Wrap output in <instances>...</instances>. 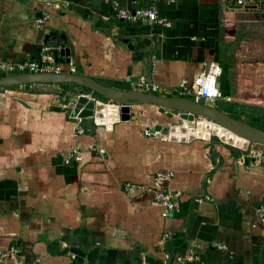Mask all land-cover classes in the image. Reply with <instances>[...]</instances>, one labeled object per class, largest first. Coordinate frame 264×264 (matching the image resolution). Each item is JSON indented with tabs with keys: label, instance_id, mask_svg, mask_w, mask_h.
Listing matches in <instances>:
<instances>
[{
	"label": "crops",
	"instance_id": "obj_1",
	"mask_svg": "<svg viewBox=\"0 0 264 264\" xmlns=\"http://www.w3.org/2000/svg\"><path fill=\"white\" fill-rule=\"evenodd\" d=\"M230 1L159 0L167 27L119 19L114 3L133 8V0H0V63L40 59L51 31L67 33L71 55L54 45L47 54L96 79L177 86L217 62L228 103L247 104L264 124V77L253 70L264 67V53H252L243 20L234 22L242 7ZM145 37L152 57L134 60L123 39ZM59 87L60 99L72 98L73 86ZM21 89L0 91V252L17 245L31 264H172L195 250L192 264H264V146L235 153L216 136L170 139L181 113L148 103L99 125L78 118L74 101L51 107ZM159 171L174 174L168 187L178 205L167 218L146 189ZM125 182L145 188L129 192Z\"/></svg>",
	"mask_w": 264,
	"mask_h": 264
},
{
	"label": "water",
	"instance_id": "obj_2",
	"mask_svg": "<svg viewBox=\"0 0 264 264\" xmlns=\"http://www.w3.org/2000/svg\"><path fill=\"white\" fill-rule=\"evenodd\" d=\"M237 7L242 6L237 5ZM68 41L65 31H51L44 39L46 45L59 47L61 57L71 55ZM123 42L133 51L134 60H141L145 54L151 59L154 50L152 37H145L141 42L124 38ZM55 56L59 61L58 52ZM37 83H72L86 88L75 102L74 114L79 118H94L99 125L112 126L116 122L128 119L132 105L148 103L181 113V124L172 126L170 139L190 141L199 137L210 141L216 136L220 142L246 152L252 150L255 144L264 145V129L236 118L218 106L198 101L193 97L121 89L106 85L88 74L77 72H21L0 76V88ZM94 93L98 95L94 96ZM92 95L94 97H91ZM125 113L127 118L124 117ZM184 113H189L192 117L184 119Z\"/></svg>",
	"mask_w": 264,
	"mask_h": 264
},
{
	"label": "built area",
	"instance_id": "obj_3",
	"mask_svg": "<svg viewBox=\"0 0 264 264\" xmlns=\"http://www.w3.org/2000/svg\"><path fill=\"white\" fill-rule=\"evenodd\" d=\"M159 0H133V8H125L120 6L117 2L114 3L115 15L128 22L148 21L149 23H159L167 27L172 26V22L159 16L157 2ZM237 5L242 8L259 9L264 12V0H235ZM145 3L146 5H140ZM39 23H43V19H38ZM53 47L44 45L42 49V56L40 59L24 60L20 62H9L7 64L0 63V69L6 71L7 74L21 73V72H75L73 61L69 60L66 64L56 60L55 56L47 53ZM68 65V67H67ZM222 74V67L217 62H210L207 69L194 78L192 82L184 80L177 86H164L152 80L145 78L133 79L127 78V82L133 89L142 91H152L161 95H180L191 96L198 101H203L208 104L214 103L219 100L231 102V97L224 94L219 86L218 80ZM158 130H146V135L156 136ZM172 171H159L156 173L153 184L146 189L154 193V201L160 203L162 206L161 214L163 218L171 216L177 208L178 202L172 189L168 187V183L173 178ZM126 191H135L145 188L139 182H125L123 184ZM264 222V211L261 215ZM20 248L13 245L6 251L0 252V262L6 264H31L22 263L20 260ZM200 260L199 254L195 250H190L183 254L178 255L172 264H192Z\"/></svg>",
	"mask_w": 264,
	"mask_h": 264
},
{
	"label": "rangeland",
	"instance_id": "obj_4",
	"mask_svg": "<svg viewBox=\"0 0 264 264\" xmlns=\"http://www.w3.org/2000/svg\"><path fill=\"white\" fill-rule=\"evenodd\" d=\"M228 1H229V3H231L230 0H228ZM228 7L229 6H224L223 7V12L225 11L224 12L225 14L228 11L226 9ZM235 13H236V17L234 19V22H237L238 23L240 20H243V22L239 26L240 27L239 31L241 30V32H243L242 29H244V31L246 32L245 33L246 37H244V38H247L248 39L247 42L248 43H251L252 53L253 54H256L257 52L259 54L264 53V12H262L259 9L242 8V10L235 11ZM244 24H245V26H244ZM253 70L255 72L254 74L258 78H263L264 77V67L259 66L257 68H253ZM0 73H1V71H0ZM256 76H254V78ZM70 88H72L71 90H69V92L71 93L70 95L72 96V98L70 97L66 101L60 99V96L59 95L61 94L60 91L62 89L59 86H57V85L39 84V85L33 86L32 87V91L36 92L37 94H41L42 95L41 96L42 97L41 99H44V98L47 99L48 102L51 103V107L56 106V105L59 106V107H63L62 105L65 104V102H67V103L69 101L70 102L71 101L76 102L78 96L80 94H82V92L80 91V90H82V88H79V91H77L75 89L76 87H74V86L73 87H70ZM3 90L4 89H0V91H3ZM21 90H25V89L22 88ZM233 97L235 98L234 95H233ZM0 104H2V103H0ZM233 104H234V108L239 107L237 103H233ZM217 105L218 106H223V107H226V106L229 107L230 106V103L223 102V101H218L217 102ZM237 110L238 111H241L242 112V115H243V113H247V115L244 116L245 119H249L251 117V114L255 113L254 111H251L249 109H247L246 112H243V109H241V108H237ZM258 112H260V110H258ZM261 114H263V113H261ZM177 116L179 117L180 114L178 113ZM177 116H175V117L178 118ZM262 119L264 120V116H263ZM261 125H263V124H261ZM254 146H257V147H260L261 146V148H262V146H264V145L255 144Z\"/></svg>",
	"mask_w": 264,
	"mask_h": 264
},
{
	"label": "trees",
	"instance_id": "obj_5",
	"mask_svg": "<svg viewBox=\"0 0 264 264\" xmlns=\"http://www.w3.org/2000/svg\"><path fill=\"white\" fill-rule=\"evenodd\" d=\"M251 8V7H250ZM264 61V60H263ZM77 73H79V72H77ZM3 75H5V74H2V73H0V76H3ZM98 81H100V82H102V83H104V84H106V85H109V86H113V87H118V88H121V89H131V87H130V85L129 84H127V83H125V82H121V81H118V82H113V81H108V80H104V79H97ZM39 84H42V83H37V84H26V85H23V86H19V85H16V86H12V87H1L0 89H20V88H24L26 91H30L31 92V90H32V87L33 86H35V85H39ZM45 84H50V85H52L53 83H45ZM53 85H59V86H61V87H64V88H66L67 86H75V87H78V88H82V90L83 89H86V88H84V87H82V86H79V85H77V84H72V83H59V84H53ZM88 90V89H87ZM33 92V91H32ZM96 95H98V94H96V93H94V96H96ZM63 96H64V94H63ZM194 98V97H193ZM68 99V98H67ZM66 99V100H67ZM227 108H223V110L224 111H226V112H228L229 114H231L232 116H234V117H236V118H239V119H242L241 117H240V112L241 111H238L237 110V108H241V109H243V112H246V110L247 109H249L250 110V108L248 107V105L247 104H245V105H243V106H240L239 105V107H237V108H234V104L233 103H230V106L228 107V106H226ZM255 114V113H254ZM254 114H252L251 115V117L249 118V119H245V121H248L249 123H251L252 125H255V126H257V127H260V128H262V129H264V124L263 125H261V123H256V122H254L252 119V116H254ZM255 117V116H254ZM262 118H263V116H261ZM244 120V119H243ZM235 153H237V149L236 148H234V147H232V146H230V145H228ZM217 155H218V153L212 148L211 149V156H212V158H213V160L215 161V163H216V165L218 166L219 165V163H221L222 162V160L220 159V162H218L217 161Z\"/></svg>",
	"mask_w": 264,
	"mask_h": 264
},
{
	"label": "bare ground",
	"instance_id": "obj_6",
	"mask_svg": "<svg viewBox=\"0 0 264 264\" xmlns=\"http://www.w3.org/2000/svg\"><path fill=\"white\" fill-rule=\"evenodd\" d=\"M183 116H184V118H191L192 117V115L189 113H184ZM124 117L127 118V116H124Z\"/></svg>",
	"mask_w": 264,
	"mask_h": 264
},
{
	"label": "flooded vegetation",
	"instance_id": "obj_7",
	"mask_svg": "<svg viewBox=\"0 0 264 264\" xmlns=\"http://www.w3.org/2000/svg\"><path fill=\"white\" fill-rule=\"evenodd\" d=\"M144 40V39H143ZM135 42H141V41H135ZM219 107V106H218ZM221 109H223V106L222 107H220Z\"/></svg>",
	"mask_w": 264,
	"mask_h": 264
}]
</instances>
